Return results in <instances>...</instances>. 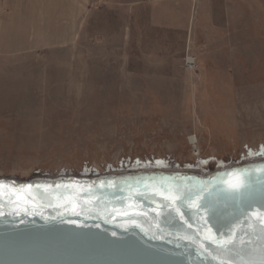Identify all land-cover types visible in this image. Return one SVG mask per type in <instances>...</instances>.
<instances>
[{
    "label": "rangeland",
    "instance_id": "374dc122",
    "mask_svg": "<svg viewBox=\"0 0 264 264\" xmlns=\"http://www.w3.org/2000/svg\"><path fill=\"white\" fill-rule=\"evenodd\" d=\"M261 148L264 0H0V172Z\"/></svg>",
    "mask_w": 264,
    "mask_h": 264
},
{
    "label": "water",
    "instance_id": "95a60500",
    "mask_svg": "<svg viewBox=\"0 0 264 264\" xmlns=\"http://www.w3.org/2000/svg\"><path fill=\"white\" fill-rule=\"evenodd\" d=\"M262 169L264 148L0 172V264H264ZM240 182L243 192L231 193Z\"/></svg>",
    "mask_w": 264,
    "mask_h": 264
},
{
    "label": "snow or ice",
    "instance_id": "6c2138e0",
    "mask_svg": "<svg viewBox=\"0 0 264 264\" xmlns=\"http://www.w3.org/2000/svg\"><path fill=\"white\" fill-rule=\"evenodd\" d=\"M262 171H264V169H262ZM247 187V183L246 182H240V183H235V184H230L229 185V189L231 191V193H242L243 190ZM167 199H171V200H175L176 197H167ZM197 207H200V205H196ZM177 211H179V209H177ZM261 212L264 213V209H261ZM3 213L0 212V215H2ZM182 215V213H181ZM218 244V246L220 247H225V246H229L230 245V241H224L222 244L220 242H216ZM201 247L203 248L204 245H201ZM221 264H225V262H221Z\"/></svg>",
    "mask_w": 264,
    "mask_h": 264
},
{
    "label": "bare ground",
    "instance_id": "6f19581e",
    "mask_svg": "<svg viewBox=\"0 0 264 264\" xmlns=\"http://www.w3.org/2000/svg\"><path fill=\"white\" fill-rule=\"evenodd\" d=\"M192 140V139H191Z\"/></svg>",
    "mask_w": 264,
    "mask_h": 264
}]
</instances>
